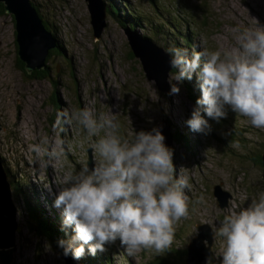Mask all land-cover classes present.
Returning a JSON list of instances; mask_svg holds the SVG:
<instances>
[{
  "label": "rangeland",
  "instance_id": "obj_1",
  "mask_svg": "<svg viewBox=\"0 0 264 264\" xmlns=\"http://www.w3.org/2000/svg\"><path fill=\"white\" fill-rule=\"evenodd\" d=\"M126 1L132 8H144L147 14L152 13L154 1L158 9L168 10L182 25L192 22L200 52L234 47V30L254 27L255 20L259 26H264V0ZM36 3L41 20L54 26L70 60L67 63L55 56L45 64L50 77L31 78L18 61L13 17L0 14V162L3 161L14 177L23 175L46 208L64 217L63 208L55 205L60 190L56 180L70 168L79 171L81 162H87L90 170L94 167L97 157L89 145L98 137L90 141L84 130L74 123L63 124L60 131L54 126L60 114L85 107L93 109L97 117L102 113L114 114L120 125L119 134L129 139L134 132L151 131L161 125L172 150L175 148L170 130L175 126L184 128L194 148L185 151L178 147L176 153L173 150L176 155L173 164L175 175L188 177L191 187L185 189V194L190 214L176 226L171 249L161 255L145 250L129 256L119 239L105 248L118 264H185L186 248L197 236L193 235V229L207 225L211 233L208 262L222 264V239L214 235L213 227H219L225 216L247 207L252 199L264 193L262 166L254 155L247 153L252 151L249 141L264 142V130L251 126L246 118L228 109L225 119L230 127L226 125V130H245L243 137H239L245 142L241 141L239 147L231 146L230 151L221 149L213 138L215 131L213 136H206L192 131L186 123L197 107L188 96L187 80L177 82L171 71L166 93L161 95L146 79L138 61L130 57L122 36L125 29L112 18L101 39L94 43L85 0H37ZM50 40L55 46L53 38ZM193 77L198 83L195 74ZM172 85L180 89L178 94L171 93ZM201 115L214 126L204 112ZM223 134L229 136L226 132ZM59 140L63 141L65 157L59 162L45 157L46 168L36 163L30 146L47 141L44 146L51 147ZM213 187L227 194L224 208L216 205ZM15 218L18 239L27 259L20 263L14 260L11 264H54L51 256L43 252L42 244H35L34 233L20 228L17 214ZM36 245L39 251H35ZM203 245L207 247V242L203 241ZM17 246L14 240V256ZM0 264H3L1 258Z\"/></svg>",
  "mask_w": 264,
  "mask_h": 264
},
{
  "label": "clouds",
  "instance_id": "obj_2",
  "mask_svg": "<svg viewBox=\"0 0 264 264\" xmlns=\"http://www.w3.org/2000/svg\"><path fill=\"white\" fill-rule=\"evenodd\" d=\"M233 40L234 47L215 51L189 52L175 46L167 50L170 66L178 70L173 79L191 80L195 74L199 82L202 96L186 122L194 132L211 131L201 107L216 122L227 118L231 109L264 130V26L255 20L254 27H238ZM179 91L171 86L172 94ZM73 123L90 141L98 137L89 145L97 159L91 170L81 162L79 171L70 168L56 180L60 190L55 205L63 208V225H74L75 232L72 243L58 240L63 255L79 259L85 245L95 255L117 239L129 256L170 250L176 226L190 214L185 189L191 186L187 176L175 175L173 150L165 145L161 131L141 130L124 138L114 114L97 117L89 107L60 114L54 126L63 131V124ZM47 143L30 146L36 163L44 168L45 157L57 162L65 157L62 140L51 147H45ZM213 232L222 239V264H264V193L225 216ZM197 233L195 227L193 235Z\"/></svg>",
  "mask_w": 264,
  "mask_h": 264
},
{
  "label": "trees",
  "instance_id": "obj_3",
  "mask_svg": "<svg viewBox=\"0 0 264 264\" xmlns=\"http://www.w3.org/2000/svg\"><path fill=\"white\" fill-rule=\"evenodd\" d=\"M34 6L37 15L42 18L41 13L38 11L37 0H29ZM105 6L106 14L112 18L120 27L133 33L136 37L141 40L147 41L156 47L162 49L166 54L167 50L172 47L178 48H187L189 52L193 49L198 51V47L195 41V26L192 22L185 26L179 23L177 17H172L171 14H168V10L158 9L152 1L153 11L150 14H147L144 8H132L130 3L126 0H101ZM4 13L3 4L0 3V14ZM154 13V14H153ZM178 19V20H175ZM184 22V21H183ZM187 23V22H184ZM45 30L51 35L54 40L55 47L48 51L46 62H49L53 57H61L64 61L68 63L70 60L65 54L64 48L60 38L57 36L54 26L48 22L44 23ZM171 58V57H170ZM21 67H24L23 63L20 62ZM173 74L175 75L178 71L173 69ZM31 78H48L49 68L45 65V70H35L29 74ZM185 81V80H184ZM185 86L188 92L190 99L196 101L201 98L202 93L199 88V82H196L195 77L191 80L185 81ZM55 85V82L53 81ZM55 94V93H54ZM203 108L201 107V113ZM208 118V117H207ZM210 119V118H208ZM214 126H211V131L208 133L210 136H213V131L217 134L214 138L216 144L225 150L231 149V146L238 143L239 145L242 142H245V139L242 140L239 137H243V129L237 128L236 131H227L226 125L230 127L227 119H221L219 122L210 120ZM226 122V123H225ZM223 123V124H222ZM174 127V126H173ZM171 136L173 140V145L176 153V149L179 147L185 151L192 150L194 148V143L192 144V139L186 133L184 128L171 129ZM226 132L229 134H223ZM208 134H205L206 136ZM205 136V137H206ZM242 141V142H241ZM259 142H250L252 145L251 150L247 151L248 154L254 155L255 160L258 161L261 165V155L264 152V142L257 140ZM245 147L247 145H244ZM257 146V147H256ZM250 147V146H248ZM175 158L176 155H173ZM174 161V159H173ZM2 167L7 176L8 183L10 185L11 191L14 195L15 205H16V214L18 218V225L20 228H24L34 233L35 238L40 240L49 239L53 244L58 246V240L63 239L66 242L72 243V238L75 235L74 225L64 226L63 220L64 217L57 215L55 212H52L46 208V205L43 200L36 194L35 190L29 186L26 182L25 177H14L10 174L9 170L4 166L3 161ZM80 242L77 241L73 243V247H76ZM59 247V246H58ZM85 252L83 256L78 260L81 264H118L114 260L109 249L105 248L104 252L97 251L95 255H92L88 251V245H85ZM60 248V247H59ZM61 249V248H60ZM62 250V249H61ZM1 254V261L4 264L5 258ZM71 257V255H69Z\"/></svg>",
  "mask_w": 264,
  "mask_h": 264
},
{
  "label": "water",
  "instance_id": "obj_4",
  "mask_svg": "<svg viewBox=\"0 0 264 264\" xmlns=\"http://www.w3.org/2000/svg\"><path fill=\"white\" fill-rule=\"evenodd\" d=\"M85 2H87L92 39L95 43L101 39L107 30L110 17L106 14L105 6L101 0H85ZM0 3L3 4L4 13L13 17L17 57L23 63L25 72L31 74L35 70H45V59L48 51L55 46L51 45L50 39L52 37L45 30L43 21L37 15L34 6L29 0H0ZM122 36L130 57L138 61L146 79L154 84L161 95H164L167 90V77L169 73H172V67L169 63L170 56L164 53L162 49L139 39L127 30L123 31ZM156 128L161 131L165 137L164 143L169 147L171 145L170 139L166 137L163 126L159 125ZM261 166V177L264 181V152L261 155ZM213 197H215L216 205L219 208L226 206L228 196L221 192L218 187H213ZM15 216L14 195L0 162V253L5 258L4 264H11L14 260L20 263L27 259L18 239ZM197 229V236L192 238L191 243L186 248L185 264H206L210 258V229L207 225H197ZM35 239V244H42L43 252L46 256H51L54 264H81L70 256L65 257L63 250L53 244L51 240ZM14 240L18 244L15 256L13 255L15 250H12ZM203 241L207 242V247H204ZM37 245L35 251H39Z\"/></svg>",
  "mask_w": 264,
  "mask_h": 264
},
{
  "label": "flooded vegetation",
  "instance_id": "obj_5",
  "mask_svg": "<svg viewBox=\"0 0 264 264\" xmlns=\"http://www.w3.org/2000/svg\"><path fill=\"white\" fill-rule=\"evenodd\" d=\"M19 61V60H18ZM19 63H20V61H19Z\"/></svg>",
  "mask_w": 264,
  "mask_h": 264
},
{
  "label": "bare ground",
  "instance_id": "obj_6",
  "mask_svg": "<svg viewBox=\"0 0 264 264\" xmlns=\"http://www.w3.org/2000/svg\"><path fill=\"white\" fill-rule=\"evenodd\" d=\"M39 71V70H38Z\"/></svg>",
  "mask_w": 264,
  "mask_h": 264
}]
</instances>
